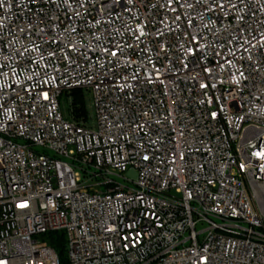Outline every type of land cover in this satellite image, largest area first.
Instances as JSON below:
<instances>
[{"label":"built area","instance_id":"built-area-1","mask_svg":"<svg viewBox=\"0 0 264 264\" xmlns=\"http://www.w3.org/2000/svg\"><path fill=\"white\" fill-rule=\"evenodd\" d=\"M55 230L68 264H264V0H0V264H60Z\"/></svg>","mask_w":264,"mask_h":264},{"label":"trees","instance_id":"trees-1","mask_svg":"<svg viewBox=\"0 0 264 264\" xmlns=\"http://www.w3.org/2000/svg\"><path fill=\"white\" fill-rule=\"evenodd\" d=\"M74 100L72 102L75 115H87L86 99L83 90L77 89L73 92ZM42 237L56 250L59 256L60 264H68V238L64 230L49 231Z\"/></svg>","mask_w":264,"mask_h":264},{"label":"rangeland","instance_id":"rangeland-1","mask_svg":"<svg viewBox=\"0 0 264 264\" xmlns=\"http://www.w3.org/2000/svg\"><path fill=\"white\" fill-rule=\"evenodd\" d=\"M83 94H84V97H85V93L83 92ZM86 99V98H85ZM60 101H61V103H62V107H63V109L65 110V112H66V110L68 111V109H69V100H68V94H67V91H65L63 94H62V96L60 97ZM86 107H87V116H88V112H89V107H88V101L86 100Z\"/></svg>","mask_w":264,"mask_h":264}]
</instances>
